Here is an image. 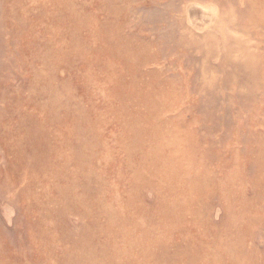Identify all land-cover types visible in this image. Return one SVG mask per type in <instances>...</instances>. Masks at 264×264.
<instances>
[{
	"label": "rangeland",
	"instance_id": "1",
	"mask_svg": "<svg viewBox=\"0 0 264 264\" xmlns=\"http://www.w3.org/2000/svg\"><path fill=\"white\" fill-rule=\"evenodd\" d=\"M0 264H264V0H0Z\"/></svg>",
	"mask_w": 264,
	"mask_h": 264
},
{
	"label": "bare ground",
	"instance_id": "2",
	"mask_svg": "<svg viewBox=\"0 0 264 264\" xmlns=\"http://www.w3.org/2000/svg\"><path fill=\"white\" fill-rule=\"evenodd\" d=\"M198 14H199V13H198ZM198 14H197V15H198ZM198 17H199V15H198Z\"/></svg>",
	"mask_w": 264,
	"mask_h": 264
}]
</instances>
